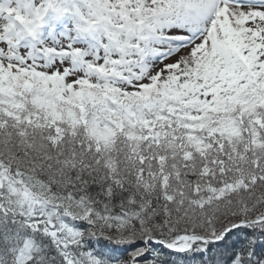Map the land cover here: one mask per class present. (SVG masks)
Wrapping results in <instances>:
<instances>
[{"label": "snow or ice", "instance_id": "obj_1", "mask_svg": "<svg viewBox=\"0 0 264 264\" xmlns=\"http://www.w3.org/2000/svg\"><path fill=\"white\" fill-rule=\"evenodd\" d=\"M0 264H264V0H0Z\"/></svg>", "mask_w": 264, "mask_h": 264}]
</instances>
